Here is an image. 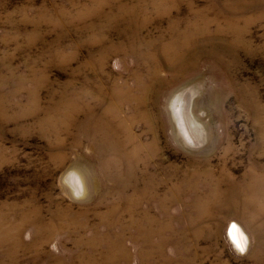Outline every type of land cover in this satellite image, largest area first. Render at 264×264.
<instances>
[{"label": "rangeland", "instance_id": "obj_1", "mask_svg": "<svg viewBox=\"0 0 264 264\" xmlns=\"http://www.w3.org/2000/svg\"><path fill=\"white\" fill-rule=\"evenodd\" d=\"M0 264H264V0H0Z\"/></svg>", "mask_w": 264, "mask_h": 264}, {"label": "bare ground", "instance_id": "obj_2", "mask_svg": "<svg viewBox=\"0 0 264 264\" xmlns=\"http://www.w3.org/2000/svg\"><path fill=\"white\" fill-rule=\"evenodd\" d=\"M174 108V107H173ZM179 108V107H178ZM175 110V109H174ZM173 110V111H174ZM179 113V112H178ZM186 113V112H185ZM182 117V116H181ZM193 117V116H192ZM185 118V117H183ZM182 120V119H181ZM185 120V119H184ZM180 123V121H178ZM187 122V121H186ZM182 124L183 121H182ZM191 127L192 129L194 130V132L198 135V138L202 139L201 138V135H200V132L202 130L201 126L199 125V123H195V122H192L191 124ZM181 132V131H180ZM188 133H189V136L191 138V141H193L194 143H196L197 141V138H195V134L189 129L188 127ZM193 133V134H191ZM188 139V138H187ZM187 141V140H186ZM192 144V143H191ZM197 144V143H196ZM229 236H230V239L232 238L233 241L237 244V246H239L241 249H245L247 246H248V235L247 233L242 229V227L235 221H232V224H231V227H230V230L228 232ZM231 239V240H232Z\"/></svg>", "mask_w": 264, "mask_h": 264}]
</instances>
